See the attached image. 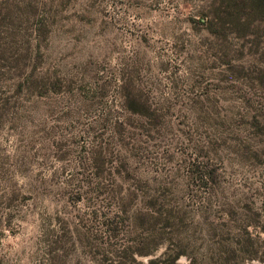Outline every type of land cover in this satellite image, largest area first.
Listing matches in <instances>:
<instances>
[{"label": "rangeland", "instance_id": "374dc122", "mask_svg": "<svg viewBox=\"0 0 264 264\" xmlns=\"http://www.w3.org/2000/svg\"><path fill=\"white\" fill-rule=\"evenodd\" d=\"M261 8L0 0V264H264Z\"/></svg>", "mask_w": 264, "mask_h": 264}, {"label": "trees", "instance_id": "16d2710c", "mask_svg": "<svg viewBox=\"0 0 264 264\" xmlns=\"http://www.w3.org/2000/svg\"><path fill=\"white\" fill-rule=\"evenodd\" d=\"M261 5V13L264 17V0H256ZM258 12V11H257ZM181 253H176L172 259L170 260V263H168V260H158V259H151L148 264H178L176 261L180 257Z\"/></svg>", "mask_w": 264, "mask_h": 264}]
</instances>
